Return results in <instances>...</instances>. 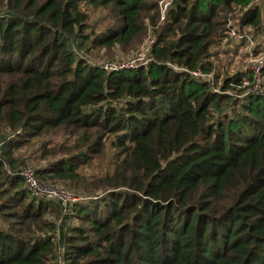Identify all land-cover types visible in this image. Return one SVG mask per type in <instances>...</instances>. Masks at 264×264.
<instances>
[{"label":"trees","instance_id":"1","mask_svg":"<svg viewBox=\"0 0 264 264\" xmlns=\"http://www.w3.org/2000/svg\"><path fill=\"white\" fill-rule=\"evenodd\" d=\"M90 3L107 12L100 33L81 0H0V264H264V91L230 102L244 75L216 92L185 71L211 73L222 13L241 6L236 25L264 34L262 8L175 0L162 21L158 0ZM146 19L147 64L108 72L79 56L128 53ZM32 141L53 148L42 181L91 196L66 216L10 173Z\"/></svg>","mask_w":264,"mask_h":264},{"label":"rangeland","instance_id":"2","mask_svg":"<svg viewBox=\"0 0 264 264\" xmlns=\"http://www.w3.org/2000/svg\"><path fill=\"white\" fill-rule=\"evenodd\" d=\"M133 0H128L130 4ZM81 7L84 12H87L90 15V21L89 25L90 27L88 30H95L96 32L100 33L103 31L104 26H107L108 22H105L104 19L107 17V12L104 8H96L94 9L93 5L90 3V0H81ZM262 8V12L264 13V2L262 5H260ZM234 11V12H233ZM231 11L233 12V18L234 22L238 21L239 16H241L242 10L235 9ZM230 13V12H229ZM227 13V14H229ZM227 14L224 13L221 14V17H226L228 19ZM146 26L148 27V32L143 39V41L140 43V45L129 51L128 53L124 52L120 45H116L111 47L110 51L106 48H91L90 52H85L86 56L92 59L93 61H97L98 63L100 61H112V60H131L133 58H136L138 56V53L141 51L142 46L144 44V50L142 53L146 56L148 49H151L153 44L157 41V35L155 34L154 28L151 25V22L149 19L145 20ZM161 22V20H160ZM161 24V23H160ZM248 35L253 39L254 43L253 45L248 44L247 42H237L235 40H224L221 43H217L212 48V56L209 60L211 64H213V69L211 73H214L216 81L218 82L217 85H221V83L224 81V79L228 77H233L235 75L242 74L244 75V78H249L251 76L250 69V56L251 55H257L259 53H264V34L256 33L253 29L247 28L245 29ZM89 33V31L87 32ZM243 90L241 86H238L236 89H231L227 92V94L230 97H239L238 91ZM235 97H233L230 102H232ZM228 114H230V111H228ZM221 118L220 115H216L215 119L213 121H217ZM7 134H1L0 135V144H3V137H5ZM58 141V139L53 140V145ZM61 142V139H60ZM52 145V146H53ZM53 149L50 147H47V149H44L42 147V143L38 141H32L30 144L22 148L17 152V157L24 161V165H21V167L31 168L33 170L36 169H43L46 168L49 160L44 157V152L46 153L47 150ZM50 160H53L50 159ZM91 170L88 171L90 173ZM47 182V181H45ZM50 183V182H48ZM53 184V183H51ZM58 186H61V184H56ZM63 187V186H61ZM65 188L67 191L72 192L73 194L81 197H91L89 195H83V194H77L74 191H71L70 189ZM96 195H99L100 192H95ZM95 197V196H92ZM48 220L52 222H56L57 226H59V219H55V217L48 215ZM59 259V255H58ZM60 260V259H59Z\"/></svg>","mask_w":264,"mask_h":264},{"label":"built area","instance_id":"3","mask_svg":"<svg viewBox=\"0 0 264 264\" xmlns=\"http://www.w3.org/2000/svg\"><path fill=\"white\" fill-rule=\"evenodd\" d=\"M175 0H158L161 20H165L168 11L173 6ZM264 0H250V5H262ZM235 9L242 10L241 6L234 7ZM247 8H244L246 10ZM234 12V11H233ZM233 12L227 14V33L229 34V40H235L237 42H247L253 45V39L248 35L246 31H241V29L236 25V22L232 20ZM146 44L142 46L141 51L138 53L136 58L131 60H112V61H100L99 63L95 61L104 70L111 72L115 70H122L133 68L138 65L147 64L150 59L151 49H148L146 56L143 50ZM79 56L83 59L88 58L86 54L79 53ZM176 68V67H175ZM251 76L249 78H244L241 87L243 88L242 96H246L252 93H262L264 91V53H259L257 55L250 56V69ZM193 79H198L202 82H207L210 84L214 91L220 92V88L217 85V81L214 73H206L202 70L189 71L185 70ZM0 144V148H1ZM12 175L22 178L25 187L32 193L36 198L56 202L60 205L63 216H66L71 211L74 204L86 201L91 197H81L67 191L65 188L58 186L56 184H51L42 181L35 173V170L26 167H18L14 171H10ZM62 222L60 219L59 223ZM58 255L60 262H62L63 251L58 250Z\"/></svg>","mask_w":264,"mask_h":264}]
</instances>
